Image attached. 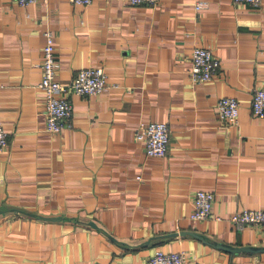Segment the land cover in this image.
I'll use <instances>...</instances> for the list:
<instances>
[{
    "label": "crops",
    "instance_id": "crops-1",
    "mask_svg": "<svg viewBox=\"0 0 264 264\" xmlns=\"http://www.w3.org/2000/svg\"><path fill=\"white\" fill-rule=\"evenodd\" d=\"M0 0V264H148L185 250V264H264V223L227 217L264 208V0ZM55 34L58 77L103 66L99 94L69 91L71 124L45 129L44 32ZM220 68L194 81L192 48ZM116 85V86H115ZM235 96L236 122L218 101ZM142 121H167L168 152L152 156ZM215 192L217 219H193L197 189Z\"/></svg>",
    "mask_w": 264,
    "mask_h": 264
},
{
    "label": "built area",
    "instance_id": "built-area-1",
    "mask_svg": "<svg viewBox=\"0 0 264 264\" xmlns=\"http://www.w3.org/2000/svg\"><path fill=\"white\" fill-rule=\"evenodd\" d=\"M20 5H31L40 0H16ZM47 2L48 0H43ZM94 0H71L73 3L90 5ZM131 4H154L158 0H129ZM236 3H247L259 6L262 0H234ZM207 5V1L199 0L197 8ZM43 58L41 62L42 76L37 86L45 99L46 122L45 129L49 133H58L71 124L73 104L68 96L69 91L79 94H99L108 87V74L103 66L88 65L79 69L70 83H63L58 77L60 62L56 55V40L54 31L48 28L44 32ZM193 64L190 70L194 81L211 79L220 68V59L206 46L195 45L192 48ZM116 86V85H115ZM241 103L235 96H223L218 101V112L221 118L236 122L238 120ZM252 110L258 116L264 117V86L255 89L252 98ZM144 141L146 152L152 156H163L168 152L170 141V126L167 121H142L138 133ZM9 136L0 114V153L8 145ZM215 192L208 189H197L194 194L193 219L224 215L214 211ZM227 219L243 229L251 224L264 223V208H244L231 213ZM187 252L185 250L165 251L157 249L149 258L148 264H185Z\"/></svg>",
    "mask_w": 264,
    "mask_h": 264
}]
</instances>
